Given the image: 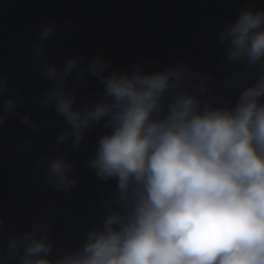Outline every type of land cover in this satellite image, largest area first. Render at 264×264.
Segmentation results:
<instances>
[{"label":"clouds","instance_id":"obj_1","mask_svg":"<svg viewBox=\"0 0 264 264\" xmlns=\"http://www.w3.org/2000/svg\"><path fill=\"white\" fill-rule=\"evenodd\" d=\"M55 30V23L43 26L33 58L45 57L42 45ZM219 41L226 68L256 73L234 105L212 103L210 74L183 62L109 72L111 61L99 55L85 61L77 54L62 65L41 60L39 75L51 82L37 98L41 114L51 109L64 124L40 156L44 183L72 191L75 162L63 146L80 148L103 121L110 131L99 137L88 167L99 180L115 179L116 191L77 250L51 259L50 226L38 217L30 231L8 237L0 264H264V9L242 7ZM89 76L103 88L85 102L80 90ZM240 78L236 70L225 83ZM22 103L9 77L0 76V128L18 119L29 133L39 132L44 125L18 111ZM35 146L26 137L23 150Z\"/></svg>","mask_w":264,"mask_h":264},{"label":"water","instance_id":"obj_2","mask_svg":"<svg viewBox=\"0 0 264 264\" xmlns=\"http://www.w3.org/2000/svg\"><path fill=\"white\" fill-rule=\"evenodd\" d=\"M249 5L264 9V0H0V76H8L10 88L24 97L26 103L18 111L44 125L39 132L29 133L18 119H10L0 128V217L5 221L0 254H7V239L13 232L30 231L38 217L50 226L51 259L77 250L92 226L102 223L116 191L115 179L99 180L88 167L99 137L110 131L103 121L86 134L80 148L72 149L71 142L63 146L62 152L75 162L73 175L78 183L72 191L60 192L44 183L40 156L64 124L51 109L41 114L37 98L51 86L39 75L41 60L62 65L77 54L85 61L99 55L111 61L109 72L131 71L136 64L159 71L183 62L197 73L210 74L212 103L234 105L255 82L256 73L247 72L243 65L225 67V45L219 34ZM52 23L56 30L42 45L45 57L33 58V44L43 26ZM236 70L241 78L229 86L225 81ZM74 83L69 77L68 86ZM102 88L89 76L80 90L81 99L86 102ZM28 136L36 146L25 151Z\"/></svg>","mask_w":264,"mask_h":264}]
</instances>
